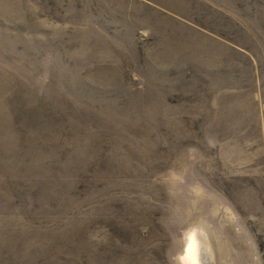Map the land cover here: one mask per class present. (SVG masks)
<instances>
[{
    "label": "rangeland",
    "instance_id": "obj_1",
    "mask_svg": "<svg viewBox=\"0 0 264 264\" xmlns=\"http://www.w3.org/2000/svg\"><path fill=\"white\" fill-rule=\"evenodd\" d=\"M197 240L264 264V0H0V264Z\"/></svg>",
    "mask_w": 264,
    "mask_h": 264
},
{
    "label": "bare ground",
    "instance_id": "obj_2",
    "mask_svg": "<svg viewBox=\"0 0 264 264\" xmlns=\"http://www.w3.org/2000/svg\"><path fill=\"white\" fill-rule=\"evenodd\" d=\"M190 242V241H189ZM195 243H189L185 250V257L187 256L193 264H200L197 259V250H196V244ZM208 253V252H207ZM209 258V257H208Z\"/></svg>",
    "mask_w": 264,
    "mask_h": 264
},
{
    "label": "water",
    "instance_id": "obj_3",
    "mask_svg": "<svg viewBox=\"0 0 264 264\" xmlns=\"http://www.w3.org/2000/svg\"><path fill=\"white\" fill-rule=\"evenodd\" d=\"M196 250H197V259L199 261L200 264H204V261L206 260V255L204 250L202 251V247L203 245H201V243L197 240L196 243Z\"/></svg>",
    "mask_w": 264,
    "mask_h": 264
}]
</instances>
